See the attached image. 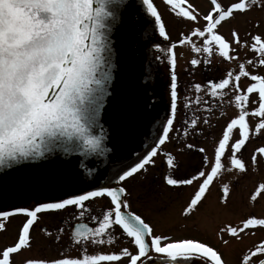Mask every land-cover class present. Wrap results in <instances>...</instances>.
Returning a JSON list of instances; mask_svg holds the SVG:
<instances>
[{
    "label": "snow or ice",
    "instance_id": "6c2138e0",
    "mask_svg": "<svg viewBox=\"0 0 264 264\" xmlns=\"http://www.w3.org/2000/svg\"><path fill=\"white\" fill-rule=\"evenodd\" d=\"M142 3L154 18L159 35L169 39L153 0H142ZM166 3L179 17L195 23L202 19L204 24L192 28L189 34L182 32L180 39L166 49L170 65V114L156 142L138 162L118 174L116 186L95 187L55 202L41 203L31 210L15 209V213L25 214L27 220L18 239L0 250V264H16L14 256L31 249V229L38 213L69 207L76 210L72 217L77 221L69 233V242L73 247L78 246L80 254L57 258L25 256L21 264H119L125 258L127 264H227L224 254L206 240L157 234L142 215L130 210L131 205L125 199L128 190L121 182L141 171L146 172L148 165L154 166V157L169 141L170 133L176 130L174 121L179 93L175 49L177 45L185 44L203 56V61L197 57L190 60L193 68L202 62L210 65L215 54L229 62L238 60L239 54L233 55L236 52L233 45L254 51L256 56L239 63L238 71L229 69L218 80L193 85L195 93L206 90L212 100H223L230 95L229 103L234 105L237 113L226 122L211 158L204 147L185 146L203 154L202 166L194 174L179 178L169 173L164 176V181L173 187L199 182L182 209V215L188 217L200 208L210 186L225 170L226 156L229 170L248 171L242 150L254 135H264V74L251 72L247 66L264 67V33L253 35L248 32L245 35L250 40H242L239 31L233 28L230 41L218 29L222 22L234 19L236 13L244 14L253 7L264 9V0H235L227 6L220 0H211V9L203 15L189 0H166ZM122 6L123 0H0V168L44 157L56 149H62L64 153L79 152L84 157L103 155L108 151L103 146L105 130L100 123V112L112 78L110 32ZM193 37L201 38L202 44L195 43ZM155 47L160 49L159 44ZM242 77L250 80L246 87H241ZM193 103L204 104L206 111L213 110L210 101L201 100L199 95L194 100L186 96L183 107L187 109ZM249 117L257 118L254 126ZM204 122L208 123V120ZM189 124L195 130L198 119L191 118L186 122L185 136ZM94 129H99V134H94ZM179 154L182 155V151ZM165 157L170 170L178 167L179 160L171 151L166 152ZM258 157H264V145L254 149L250 162L256 164ZM81 166L87 170L83 161ZM230 192V185L223 184L220 202L224 206L229 203ZM261 195H264V182L258 184L251 199L255 201ZM105 197L110 201L107 210H102L99 216H90L96 226L80 222L86 212L91 213L89 203ZM13 214L0 211V230H6V220ZM115 226L122 230L135 251L122 247L118 252L89 254V245L112 244L118 239L112 234ZM258 228H264V217L249 215L236 224L220 227L217 237L227 246L232 240L242 241L246 236L255 235ZM63 233L64 229L59 228L54 239L61 241ZM225 235L229 239H225ZM239 264H264V239L248 246L241 254Z\"/></svg>",
    "mask_w": 264,
    "mask_h": 264
},
{
    "label": "flooded vegetation",
    "instance_id": "af4514ba",
    "mask_svg": "<svg viewBox=\"0 0 264 264\" xmlns=\"http://www.w3.org/2000/svg\"><path fill=\"white\" fill-rule=\"evenodd\" d=\"M205 2L207 3L209 1L205 0ZM132 7L135 11L138 33L135 42L136 48L131 58L140 66L141 71L144 73V80L137 89H134L133 93L131 92V94L128 95L133 101V111L131 120L126 125L127 130H124L123 135H119V140L121 141L120 152H115L114 155L109 156L107 162L102 165H95V167L90 170L84 171L81 168L82 166L76 164L74 165V167H76V171L74 170L76 174L74 176L53 178L51 183L42 180L41 189H31L26 185L24 192L16 196V199L13 201L7 203L0 202V211L14 213L7 218L6 227L8 220L11 221L16 218L19 219V221L21 220L16 232L12 229L10 231L0 230V250L13 244L18 239V233L23 223L27 220L25 214L15 213V209L29 208L31 210L41 203L55 202L72 195L81 194L83 191L93 190L95 187L116 186L118 174H120L122 170H126L127 167L138 162V159L150 150L156 142L157 137L161 134L162 126L170 114V66L167 68L166 66L164 67V65L161 64L160 57L165 55L168 56L166 51L167 47L170 46L171 43L178 41L182 32L189 34L192 28L203 25L204 21L200 19L198 23H195L178 17L176 19L178 22H185V29L183 28L180 31V28L175 24L177 22H174L175 27H173V31H176V33L170 40H166L159 35V30L154 23V18L145 13L146 7L143 5L142 0H132ZM205 14H207V11ZM180 23L181 22H179L178 25H180ZM187 28L189 30L188 32L186 30ZM193 39H195L194 42L197 44H202L203 42L199 37H193ZM157 44L160 45V49L155 47ZM175 52L177 54L176 59L178 60L176 73L178 76L179 93L178 110L174 121L176 130L170 133L171 138L161 146L159 154L154 157L156 161L154 166L148 165L146 172L141 171L126 181L121 182L122 186H125L128 190V195L125 196V199H127L131 205L130 210L142 215L146 222L154 226L157 234L163 233L175 237L173 234L175 230H179V232L191 231L194 237L206 240L212 246L218 248L224 254L227 264H239L241 254L244 250L254 242L264 239V228L256 229L255 235L246 236L242 241L232 240L227 246L223 245L218 239L217 231L225 224H236L249 215L264 217V210L254 209L255 203H251L252 208L250 205V209L247 211H241L242 209H239L237 202V199L239 200V194L235 192L238 190L239 183L237 180H239V178L234 176V169L229 170V162L224 161L225 170L210 186V191L214 192L215 190L217 207L215 210L216 217H214L215 224L212 226L201 227V224H199L200 227L197 226V221H199L198 218H201L205 214L204 211L207 205L206 198L208 193L206 194L203 204L196 212L188 217L182 215V209L186 206L199 182H195L191 186L173 187L168 186L164 181V176L169 173L179 178H187L194 174L197 169L202 166L201 162L196 161H202L203 154L195 151V149H187L185 146L187 144H193L196 148L204 147L206 149L207 147L202 144V140L207 141V137H212L208 143H213L214 141L218 142L224 128V125L219 128V123L225 120L220 117V114H222L220 112L224 109L221 104L222 100L219 98L215 99L216 101L214 103L210 102L213 107L212 111H206V106L204 104L197 105L193 103L187 109L183 107L184 98L186 96L194 100L196 95H199L201 100H208V95L202 94L203 91L199 94L195 93L193 85L195 83L204 85L208 80L213 79L214 74L219 71L220 65L213 62L210 65H205L202 62L200 65L193 68L190 64L191 56L194 55L193 57L200 58L203 61V56L201 54L194 53L185 45H177ZM179 63L182 65H179ZM208 71L216 72L212 74V72ZM149 73L152 76H149ZM151 78L154 79L152 83H150ZM219 78V75L215 76V79L218 80ZM227 110L231 111H228V115H231V117L237 113V109L234 105L227 107L225 112ZM212 116H215L216 119L212 120ZM207 117L209 120L208 123H205L204 120L207 119ZM191 118L198 119V126L193 130L189 124V132L188 135L185 136L183 129L186 126V122L190 121ZM211 121H213V123ZM216 123L218 124L216 125ZM107 129V127L106 129L104 128L105 133L108 131ZM214 130L215 132L212 133ZM169 151H171L174 156H177L179 160V165L176 169L170 170L166 164L165 153ZM181 151L183 153L182 155L179 154ZM197 157H199V160H196ZM79 163H81V160ZM250 168L255 174L257 173L255 172L256 169H258L256 164L251 163ZM249 179H251V181L247 188L250 190L247 196L251 198L258 184L264 182V176H252L249 177ZM223 184H229L231 187L227 206H224L220 202V197L223 194ZM252 184H254V187H252ZM259 197L261 196L257 198ZM262 199L263 201L257 202L259 205L264 203V196ZM153 200L157 203L158 210L154 212L149 210L147 217L144 214L147 211L144 210H148L152 206ZM11 202H13V204H11ZM109 206L110 201L106 197L92 200L89 203L91 213L86 212L84 220L80 222H87L89 226H96L94 222L90 220V216H99L101 211L107 210ZM145 206L148 208L143 209ZM256 210H260L259 213L262 214L257 215L258 212L256 213ZM75 211L74 208L69 207L61 211H44L38 213L37 220L34 222L33 228L31 229V236L33 238L32 247L14 256L16 264H21L25 256L57 258L61 255H79L78 246L73 247L69 242V233L77 223L72 217V213ZM65 221H67V223H65ZM59 228H63L64 233L62 234L61 241L58 242L54 237L57 235V230ZM48 233L51 235H48ZM112 234L118 237L114 243L89 245L87 249L88 253L104 254L113 251L118 252L122 247H129L133 252L135 251L129 239L122 234V230L118 226L114 227V232ZM225 239H229V237L225 235ZM98 264H108V262H98ZM119 264H127V259H122Z\"/></svg>",
    "mask_w": 264,
    "mask_h": 264
},
{
    "label": "water",
    "instance_id": "95a60500",
    "mask_svg": "<svg viewBox=\"0 0 264 264\" xmlns=\"http://www.w3.org/2000/svg\"><path fill=\"white\" fill-rule=\"evenodd\" d=\"M137 28L132 1L123 0L118 20L110 32L112 78L107 85L105 102L100 112V123L103 128H108L103 142L108 151L103 155L84 157L79 152L64 153L62 149H56L44 157L20 161L10 168H0V202L12 201L24 192L26 185L31 189H40L42 180L51 183L53 178L74 176V165L81 166L80 160L90 170L95 165L107 162L115 152H120L119 135L127 130L126 125L133 111V101L128 95L144 80L140 66L131 58L136 48ZM93 132L99 134V129ZM81 168L86 171L84 167Z\"/></svg>",
    "mask_w": 264,
    "mask_h": 264
},
{
    "label": "rangeland",
    "instance_id": "374dc122",
    "mask_svg": "<svg viewBox=\"0 0 264 264\" xmlns=\"http://www.w3.org/2000/svg\"><path fill=\"white\" fill-rule=\"evenodd\" d=\"M189 1L199 9V11L202 15L205 14L206 11L208 12L212 7V5L209 2H207L208 3L207 4L205 2V0H189ZM153 2L155 4V6L157 7L158 11L160 12L162 20L164 21V23L166 25V30H167L168 35H169L168 40H170V38L176 33V31H173V27H175V24H177V26L180 28V31L183 28L185 29V22L179 21L181 23H180V25H178L179 22L176 19L179 16L174 11L171 10L170 6L166 3V0H153ZM220 2L223 5L227 6L230 3L235 2V0H220ZM145 13L150 15L147 12V9L145 10ZM174 22H177V23L174 24ZM257 22H259L258 27H257ZM188 28L186 29L187 32L189 31ZM233 28H235L237 31H239L242 40L243 39H249L250 40V37L245 35L248 32H251L253 35L259 34V33H264V9H261L259 7H253L250 11H248L244 14L236 13L235 18L224 21L222 26L218 29V31L221 32L227 39H229L231 41V39H232L231 31ZM194 40L195 39H193V41ZM185 46L188 47L189 49H191L190 45L185 44ZM233 47L236 48V52L233 53V55H236L237 53L239 54L238 60H233V61L229 62V61L224 60L222 57H220L217 54H215L213 56L212 62L220 65V69L217 73H215L216 71H208V72H212V74L215 73L213 79H215L216 75H219V77L222 78L225 75V73L227 72V70H229V69L238 71L239 70V68H238L239 63L256 56V53L254 51L249 50V49H241L236 45H233ZM193 56L194 55L191 56V59L193 58ZM160 61H161V64L164 65V67L166 66V68H167L168 66H170L168 63V56H166V55L161 56ZM177 63H178V60H177ZM179 65H182V64L179 63ZM247 67H248V70L251 72L264 74V67L253 68L251 65H248ZM152 70H153V68H152ZM149 76H152V75L149 73ZM153 81H154V79L151 78L150 83H152ZM248 83H250V80L248 78L242 77V79L240 81L241 87H246ZM202 94H207L206 90H204L202 92ZM230 99H231V96L226 95L221 102L224 110L221 111L220 113H224L225 115L220 114V117L224 118L225 120H222L219 123V128L222 127V125H224V127H225L226 122L228 121L229 118H231V115H228L229 110H227L225 112V109L231 105L229 103ZM252 99L253 100L256 99L255 94H253ZM208 100L212 103H214L216 101V100H212V98H210L209 95H208ZM252 106H254V105H252ZM229 112H231V111H229ZM215 119H216V117L212 116V120H215ZM207 120H209L208 117H207ZM249 120H250V123H252V125L254 126L255 122L257 121V118L256 117H249ZM211 122L213 123V121H211ZM217 124L218 123H216V125ZM214 132H215V130L212 133H214ZM235 138H238V136L234 137V139ZM211 139H212V137H207V141L202 140L203 141L202 144L207 147L206 148L207 154L209 155L210 158L213 155L214 147H215V144L217 143L216 141H214L213 143H208ZM214 140H215V138H214ZM262 145H264V135H260V136L254 135L252 138H250V141L247 143L245 149L242 150V158L245 159L246 162H248V171L246 173H240V172L234 170V176L239 178V180H237V182L239 183L238 184V190L235 192H236V194H239V200L237 199V202H238L239 209H242L241 211H247L248 209H250L251 203H255V206L253 207L254 209L264 210V203H262L261 205H259L257 203L258 201H263L262 197L264 195L263 196L261 195V197H259L261 199L257 198L255 201H253L251 198H248V196H247V193L250 190L247 187L251 181V179H249V177L264 176V157H258L257 158L258 163H256V166L258 167V169H256V171H255V172H257L256 174L250 168L251 167V163H250L251 154L253 153V151L256 147H259ZM230 154L231 153L229 150L228 155H230ZM196 160H199V157H197ZM224 161H228L227 156L224 158ZM196 162H201V161H196ZM249 163H250V165H249ZM252 187H254V184H252ZM206 199H207L206 200L207 205H206V209L204 211L205 214L201 218H198V220H199V221H197L198 227H200L199 224L202 225L201 227L212 226L215 224V222H214L215 218L214 217H216L215 210L217 209L215 190H214V192H212V191L208 192V196ZM156 205H157V203L154 202V200H153L152 206L148 210H144V211H147L144 214L148 217V211L149 210H152L153 212L158 210V205L157 206ZM134 208H136V207H134ZM147 208L148 207L145 206L143 209H147ZM151 208H153V209H151ZM251 208H252V205H251ZM259 212H260V210L259 211L256 210L257 215L262 214ZM261 212H263V211H261ZM20 221L17 218L14 220H11V221L8 220L7 221V227H6L5 231H7V230L10 231L12 229L13 231L16 232L18 229V225H19ZM173 234L175 235V237L193 236V233L191 231L179 232V230H175L173 232Z\"/></svg>",
    "mask_w": 264,
    "mask_h": 264
},
{
    "label": "bare ground",
    "instance_id": "6f19581e",
    "mask_svg": "<svg viewBox=\"0 0 264 264\" xmlns=\"http://www.w3.org/2000/svg\"><path fill=\"white\" fill-rule=\"evenodd\" d=\"M40 189H41V187H40Z\"/></svg>",
    "mask_w": 264,
    "mask_h": 264
}]
</instances>
